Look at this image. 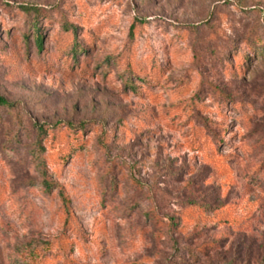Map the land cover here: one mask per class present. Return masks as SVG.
Masks as SVG:
<instances>
[{"label": "rangeland", "instance_id": "obj_1", "mask_svg": "<svg viewBox=\"0 0 264 264\" xmlns=\"http://www.w3.org/2000/svg\"><path fill=\"white\" fill-rule=\"evenodd\" d=\"M260 48L264 0H0V264H264Z\"/></svg>", "mask_w": 264, "mask_h": 264}, {"label": "trees", "instance_id": "obj_2", "mask_svg": "<svg viewBox=\"0 0 264 264\" xmlns=\"http://www.w3.org/2000/svg\"><path fill=\"white\" fill-rule=\"evenodd\" d=\"M19 8L24 11L27 14H32L33 15V20H32V27H33V31L36 33V45L39 48V50H42L44 48V34L42 32V28H41V23H40V13H41V8L37 5H31V4H20ZM67 30L70 29L71 26H65ZM134 28H135V24L132 25L131 30H130V36L133 37V32H134ZM77 27H73V33L74 35H76L77 33ZM258 41H253L252 44H256ZM75 47V46H74ZM264 51V48H260L259 49V53L262 54ZM0 104L4 105V106H13V103H10L8 100H6L3 97H0ZM44 174H46V172H44ZM44 186L46 188V190L50 191L52 189V187L54 186V184L52 182H50L47 179H44ZM60 196L61 199L63 201V204L65 206L66 212L68 214V216L71 215V200L70 198L67 196V194L65 193V191L63 189L60 190Z\"/></svg>", "mask_w": 264, "mask_h": 264}]
</instances>
